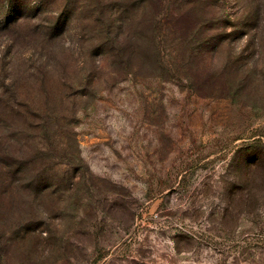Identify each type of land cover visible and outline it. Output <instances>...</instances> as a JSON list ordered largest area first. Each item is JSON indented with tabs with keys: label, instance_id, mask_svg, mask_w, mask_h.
<instances>
[{
	"label": "rangeland",
	"instance_id": "1",
	"mask_svg": "<svg viewBox=\"0 0 264 264\" xmlns=\"http://www.w3.org/2000/svg\"><path fill=\"white\" fill-rule=\"evenodd\" d=\"M0 264H264V0H0Z\"/></svg>",
	"mask_w": 264,
	"mask_h": 264
},
{
	"label": "trees",
	"instance_id": "2",
	"mask_svg": "<svg viewBox=\"0 0 264 264\" xmlns=\"http://www.w3.org/2000/svg\"><path fill=\"white\" fill-rule=\"evenodd\" d=\"M16 2H18V1H16ZM16 4H18V3H16ZM17 6V5H16ZM131 52H133V50H131Z\"/></svg>",
	"mask_w": 264,
	"mask_h": 264
}]
</instances>
